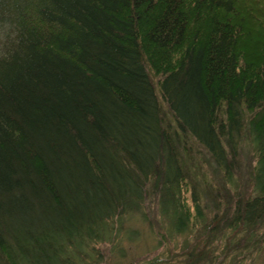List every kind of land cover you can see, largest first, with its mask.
Here are the masks:
<instances>
[{"label":"trees","instance_id":"16d2710c","mask_svg":"<svg viewBox=\"0 0 264 264\" xmlns=\"http://www.w3.org/2000/svg\"><path fill=\"white\" fill-rule=\"evenodd\" d=\"M153 196L211 264L264 242V0H0V264H96Z\"/></svg>","mask_w":264,"mask_h":264},{"label":"rangeland","instance_id":"374dc122","mask_svg":"<svg viewBox=\"0 0 264 264\" xmlns=\"http://www.w3.org/2000/svg\"><path fill=\"white\" fill-rule=\"evenodd\" d=\"M244 148L238 158L240 165L237 167L235 174L240 180L239 183H241L239 189L241 195L245 198L251 191L249 177L255 162L252 158V150L248 146ZM203 171L208 172L207 181H212L214 187L221 188V181L217 176L216 178L213 176L208 165H204ZM233 193V191H230L229 194H224L225 198L223 201L226 202L228 195H232L235 200ZM187 197L190 206H192V193L190 191ZM201 203L204 204V199ZM233 208L234 203H231L230 209ZM145 210L148 220H144L138 214H133L123 225L121 234L115 236V240L112 243L107 242L96 247V250L101 255L100 261H96V264H149L156 259L162 260L163 264H186L188 260L193 264H211L209 253L212 251L213 255L218 257L230 244L224 233H220V229H217L215 233L218 232L221 236L218 241H214L211 240V234L200 228L201 226L193 233H187L183 236L176 235L173 237L169 235L168 231H166L167 227L161 219L159 205L155 196L149 198V200L147 199ZM213 215L214 213L209 216V222ZM127 234L129 236L131 234L133 240H130ZM236 244L233 243V246ZM249 246L251 248L246 250L245 248ZM257 246H259V249L253 251V248ZM257 246L250 243L248 245H240L235 252H231L229 260H232L231 263L233 264H264V242ZM121 249H123V252H121ZM225 264L228 263L226 262Z\"/></svg>","mask_w":264,"mask_h":264}]
</instances>
